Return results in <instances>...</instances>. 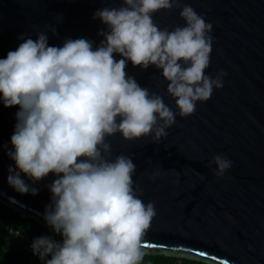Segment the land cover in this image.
I'll list each match as a JSON object with an SVG mask.
<instances>
[{
  "label": "clouds",
  "instance_id": "obj_1",
  "mask_svg": "<svg viewBox=\"0 0 264 264\" xmlns=\"http://www.w3.org/2000/svg\"><path fill=\"white\" fill-rule=\"evenodd\" d=\"M174 7L184 24L160 27L153 14ZM97 17L107 30H101L104 39L95 48L84 37L49 45L46 32L38 30L35 40L21 33L17 48L0 58V102L20 106L13 147L5 145L15 162L8 166L7 183L35 195L36 181L49 172L56 176L46 185L52 196L43 215L61 239L40 235L30 245L43 264H140L155 206L143 200L133 180L132 156L112 157L106 137L119 132L125 140L151 136L159 142L177 116L192 114L197 101L208 100L227 76L222 68L215 76L205 71L213 24L191 4L122 0L119 7L97 9ZM45 28L56 31L51 24ZM129 60L142 69L150 64L162 69L166 93L178 111L126 75ZM208 163L222 177L233 162L216 153Z\"/></svg>",
  "mask_w": 264,
  "mask_h": 264
},
{
  "label": "water",
  "instance_id": "obj_2",
  "mask_svg": "<svg viewBox=\"0 0 264 264\" xmlns=\"http://www.w3.org/2000/svg\"><path fill=\"white\" fill-rule=\"evenodd\" d=\"M182 3L191 4L213 24L210 64L205 71L215 76L217 69H224L223 87L214 88L208 100L197 101L192 114L177 116L159 142L151 136L129 141L119 132L106 140L112 157L132 156L133 180L142 189L143 200L154 203L156 215L143 238L148 244L143 246L145 256L204 264H264V0ZM121 4L122 0H0V58L17 48L21 33L35 40L38 30L46 32L49 45L84 37L95 48L107 26L100 18L93 19V13ZM179 11L175 7L160 10L153 19L171 30L184 24ZM47 24L56 31L45 28ZM113 56L120 58L119 53ZM125 72L178 111L174 98L166 93L168 82L162 69L152 64L142 69L129 60ZM19 107L0 102V200L21 217L49 226L43 214L52 194L46 185L55 174L49 172L35 182L39 189L35 195L21 194L7 183L8 166L15 167V162L6 151L13 147L10 137ZM216 153L233 162L222 177L208 163ZM153 172H158L154 178ZM21 176L32 183L24 173Z\"/></svg>",
  "mask_w": 264,
  "mask_h": 264
},
{
  "label": "trees",
  "instance_id": "obj_3",
  "mask_svg": "<svg viewBox=\"0 0 264 264\" xmlns=\"http://www.w3.org/2000/svg\"><path fill=\"white\" fill-rule=\"evenodd\" d=\"M0 220L18 231L20 234L30 238L40 235H49L54 239H61V236L54 233L49 226L30 218H23L14 212L8 205H4L0 200ZM0 264H43L42 260L33 259L27 255L22 244L16 240H5L0 238ZM140 264H204L196 260L178 259L166 256H144Z\"/></svg>",
  "mask_w": 264,
  "mask_h": 264
},
{
  "label": "built area",
  "instance_id": "obj_4",
  "mask_svg": "<svg viewBox=\"0 0 264 264\" xmlns=\"http://www.w3.org/2000/svg\"><path fill=\"white\" fill-rule=\"evenodd\" d=\"M0 238H4L5 240H10V239L16 240L17 242L22 244L23 250L27 255L31 256L33 259L41 260L39 256L33 254V251L30 247L33 238L20 234L18 231L11 229L7 225H5L1 220H0ZM47 258L50 259L51 256L49 255Z\"/></svg>",
  "mask_w": 264,
  "mask_h": 264
},
{
  "label": "snow or ice",
  "instance_id": "obj_5",
  "mask_svg": "<svg viewBox=\"0 0 264 264\" xmlns=\"http://www.w3.org/2000/svg\"><path fill=\"white\" fill-rule=\"evenodd\" d=\"M142 246H145V247L148 246L147 241H143ZM152 246H155V245H152ZM161 247L167 249L169 246L168 245H161ZM193 251L199 252V254H201V255L204 254L202 251H199L198 249L193 250ZM225 264H227V261H225Z\"/></svg>",
  "mask_w": 264,
  "mask_h": 264
}]
</instances>
